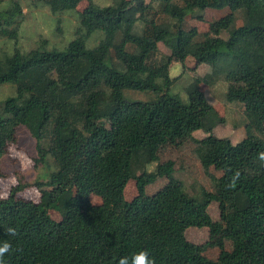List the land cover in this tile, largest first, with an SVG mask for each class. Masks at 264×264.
I'll list each match as a JSON object with an SVG mask.
<instances>
[{
  "label": "trees",
  "instance_id": "trees-1",
  "mask_svg": "<svg viewBox=\"0 0 264 264\" xmlns=\"http://www.w3.org/2000/svg\"><path fill=\"white\" fill-rule=\"evenodd\" d=\"M44 2L60 12L81 0ZM208 8L229 12L200 32L188 17L205 19L195 12ZM24 15L21 0H9L0 8V33L17 40ZM80 22L62 49L42 39L28 52L0 55V84L16 86L0 108V177L19 127L35 141L34 167H49L47 179L34 183L39 201L19 195L28 185L22 180L0 197V246L11 244L4 264H120L122 258L132 264L141 251L155 264H264V0H114L106 6L88 0ZM96 30L104 38L89 48L85 40ZM159 43L170 52L157 59ZM228 54L221 68L227 99L243 103L249 114L237 143L215 134L225 118L199 80L187 103L170 93L175 60L192 56L217 65ZM129 91L154 97L131 99ZM159 105L171 111H158ZM199 130L207 133L196 140L201 160L221 172L212 190L179 178L173 159L148 169L161 146ZM161 177L167 182L149 194ZM131 179L137 193L127 200ZM91 193L102 202L93 204ZM211 202L219 203L220 220L209 214ZM51 209L62 218L55 220ZM188 225L207 226L211 239L189 241ZM210 247L218 248L217 257L208 255Z\"/></svg>",
  "mask_w": 264,
  "mask_h": 264
},
{
  "label": "rangeland",
  "instance_id": "rangeland-1",
  "mask_svg": "<svg viewBox=\"0 0 264 264\" xmlns=\"http://www.w3.org/2000/svg\"><path fill=\"white\" fill-rule=\"evenodd\" d=\"M24 7V20L20 25L18 39H11L0 33V55L4 53H12L15 49L21 52H28L36 48L42 39L49 41V48H64L76 36V30L80 27L81 11L88 5V0H81L76 9L63 10L53 12L44 0H21ZM95 5L106 6L114 3V0H93ZM9 0H5L0 8L8 5ZM229 12L228 8L205 10L198 9L195 14H204L205 19L188 17V21L192 26H196L200 32L209 29V22L212 19L219 18ZM237 24L241 25L242 20L239 18ZM104 38L103 30H96L90 34L85 42L86 46L91 48L96 46ZM170 50L163 43H159V50L156 58L169 53ZM231 55L223 56L217 65L197 62L192 56L186 59H177L171 67L172 76H176V80L170 89V93L180 98L184 103L189 101L188 90L199 80V88L205 93L206 97L213 104L220 116L225 118L223 123L218 124L214 132L217 136L231 139L233 143H237L246 136L245 122L249 120L247 108L241 102L229 101L226 96L228 79L226 73L221 70L230 59ZM16 86L11 83L0 84V108L3 107L5 100L15 95ZM127 96L131 99L150 100L154 94L140 91H129ZM168 108V109H167ZM171 111L167 105H159L158 111ZM157 111V112H158ZM156 119V116H155ZM207 135L203 130L194 132L192 138H187L182 142L169 143L161 146L159 149L160 157L158 160L149 164L150 171L157 168L160 162L173 159L176 162V175L186 183L198 181L207 189L212 190L216 178L221 172L213 165H206L199 153L200 143L196 140H202ZM89 148L85 144L83 150L85 154ZM36 154L35 141L29 135L24 127L18 129L17 143H13L8 148L6 156L2 157L1 166L6 175L0 177V197H7L11 189L17 186L22 180V184L27 183L19 195L33 200L39 201L41 192L34 183L37 180H46L48 177L49 167L47 165L35 168L33 155ZM51 161V156L48 157ZM241 171L246 170L245 167L239 166ZM56 170L51 167L50 171ZM167 182L166 178H158L147 187L149 194L154 193L160 186ZM188 188V186L186 185ZM137 193L136 182L131 179L125 190V197L131 200ZM93 204H100L102 199L95 193L90 194ZM209 214L213 220H220V207L218 202H211L208 207ZM49 214L55 219L62 218L61 212L51 209ZM186 237L189 241L197 244H204L211 239L210 229L205 227H197L188 225L185 227ZM227 248H231V243L227 242ZM207 253L211 257H217L219 250L217 247H210Z\"/></svg>",
  "mask_w": 264,
  "mask_h": 264
},
{
  "label": "clouds",
  "instance_id": "clouds-1",
  "mask_svg": "<svg viewBox=\"0 0 264 264\" xmlns=\"http://www.w3.org/2000/svg\"><path fill=\"white\" fill-rule=\"evenodd\" d=\"M260 158L264 159V153L260 154ZM9 232H13V230L9 229ZM10 250L11 244L8 242L0 246V264H4V257ZM120 264H128V259L122 258ZM132 264H155V260L150 257L147 251H141L133 257Z\"/></svg>",
  "mask_w": 264,
  "mask_h": 264
}]
</instances>
